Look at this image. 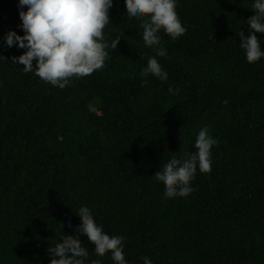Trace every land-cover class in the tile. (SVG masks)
Masks as SVG:
<instances>
[{"label":"trees","instance_id":"16d2710c","mask_svg":"<svg viewBox=\"0 0 264 264\" xmlns=\"http://www.w3.org/2000/svg\"><path fill=\"white\" fill-rule=\"evenodd\" d=\"M253 3L176 0L186 32H158L161 57L144 44L147 18L113 0L103 68L60 89L12 62L26 51L4 42L24 34L21 8L0 0V264H49L85 206L125 238L126 264H264V57L249 63L238 36ZM152 57L167 80L139 76ZM204 127L217 141L211 172L197 168L188 196L166 197L154 174L196 151ZM79 235L85 264H115Z\"/></svg>","mask_w":264,"mask_h":264},{"label":"clouds","instance_id":"9594fccd","mask_svg":"<svg viewBox=\"0 0 264 264\" xmlns=\"http://www.w3.org/2000/svg\"><path fill=\"white\" fill-rule=\"evenodd\" d=\"M112 5L113 0H19L20 27L24 34L10 30L4 42L9 48L17 46L26 51L13 56L12 62L23 65L25 73L34 71L40 79L60 89H64L72 77L82 78L102 69L109 56L106 51L109 45L103 42V30L111 21L109 9ZM25 6L26 11L23 10ZM125 6L128 19L147 18L142 24L143 41L154 48L157 56L167 54L166 49L158 46V32L163 30L173 40L186 32L176 12V0H125ZM250 9L255 14L247 19L249 34L245 36L239 31L238 36L247 61L254 63L264 57L261 41L256 35L264 33V0H254ZM118 42L119 39L112 41L113 51ZM149 75L162 81L168 78L155 57L149 58L147 66L139 73L141 78ZM146 82L142 79V84ZM168 91L174 94L178 89L169 87ZM216 143L204 127L196 138V151L184 159H170L154 174V178L164 184L166 197L188 196L193 191L190 182L197 168L201 173L211 172V148ZM77 215L82 221L75 229L78 235L66 234L61 242L49 245V264H85L88 251L82 246L80 233L94 244L98 256L110 252L115 264H126L122 248L125 238L106 234L86 206L81 207ZM143 260L144 264H152L147 257ZM91 264H100V261L93 260Z\"/></svg>","mask_w":264,"mask_h":264}]
</instances>
